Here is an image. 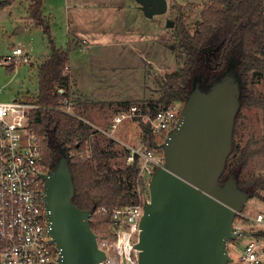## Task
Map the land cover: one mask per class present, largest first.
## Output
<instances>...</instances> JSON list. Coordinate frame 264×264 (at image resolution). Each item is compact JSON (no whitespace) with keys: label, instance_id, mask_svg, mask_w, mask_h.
Returning <instances> with one entry per match:
<instances>
[{"label":"water","instance_id":"1","mask_svg":"<svg viewBox=\"0 0 264 264\" xmlns=\"http://www.w3.org/2000/svg\"><path fill=\"white\" fill-rule=\"evenodd\" d=\"M146 17L164 15L166 0H135ZM173 27V21H167ZM237 90L228 77L208 90L195 88L161 144L163 168L151 176L135 248L138 264H227V243L245 233L233 222L250 199L229 177L219 178L232 150ZM63 151L46 176L45 206L58 264H101L105 252L90 226L91 213L74 205V183Z\"/></svg>","mask_w":264,"mask_h":264},{"label":"trees","instance_id":"2","mask_svg":"<svg viewBox=\"0 0 264 264\" xmlns=\"http://www.w3.org/2000/svg\"><path fill=\"white\" fill-rule=\"evenodd\" d=\"M13 0L0 1V9ZM30 2L29 19L42 28L48 39V54L38 70L37 104L39 108L29 112V126L36 132L43 151L44 163L50 170L54 169L63 151L70 155L68 165L74 183L72 201L79 209L91 213L90 226L95 235L108 229L109 214L93 213L100 207L108 210L117 206L134 204V179L137 166L112 168L103 160L104 151L96 148L91 151V137L97 130L80 117L86 102L77 100L75 117L60 111L65 99L71 97L68 89L70 77L65 74L69 64L68 52L58 49L50 37V25L42 10V0ZM207 5L200 12V22L191 34L185 22L178 18L174 24L175 48L184 57L179 70L167 74L161 84V96L140 105L141 111L153 115L159 108H167L174 103L184 105L195 88L208 90L220 81L231 77L237 90V114L234 120L232 150L227 158L225 168L219 178L222 185L229 177L237 186L255 198L264 192V177L243 182L240 178L249 159L257 153L264 152V145L253 151L248 145L239 148L234 143V135L242 110L254 107L258 100L249 89L251 72L264 77V0H207ZM15 65H7V72H12ZM64 88L58 94L57 89ZM123 108H129V102H120ZM142 141L153 143L154 137L149 128L139 119ZM90 151V152H89ZM89 152V154H88ZM107 155V152H106ZM234 157V163L229 160ZM264 199V197H263Z\"/></svg>","mask_w":264,"mask_h":264},{"label":"rangeland","instance_id":"3","mask_svg":"<svg viewBox=\"0 0 264 264\" xmlns=\"http://www.w3.org/2000/svg\"><path fill=\"white\" fill-rule=\"evenodd\" d=\"M166 1L168 9L164 15H155L150 20L144 19V22H140L131 16L126 21L128 8L124 0H84L85 7H82L80 9L82 12L79 11L78 13L79 17H82L81 26L89 28L96 25L98 29H104L103 32L90 31V37H88L83 34L88 33L84 30L77 32L82 28L70 27L72 26L71 22L76 21L77 13L75 12L76 9L67 10L65 6L67 0H42L43 14L48 18L50 17L52 21L50 37L59 47H67L70 28L73 32H77L76 39L79 41L86 39L87 42L92 43L95 34L98 33V39L101 41L109 42L122 37L125 42H137L138 44L134 49H130L129 54L114 48L110 52L95 50L90 53L89 51H81L74 57V60L72 54L70 56L71 66L73 61L80 77H82L81 88L90 87L96 81L100 83L98 92H96L99 94L100 100L139 98L145 93L144 100L134 101L129 108H123L117 103L114 105H90L89 114H83L86 120L88 119L91 123L106 130L107 133L105 134L101 129H97V134L91 137L90 149L91 151L95 150V147L102 149L105 152L102 156L103 160H106L114 169L128 166L126 157L129 150L114 142L112 138L121 139V137L126 136V139L124 138L125 140L122 141L132 147H138L142 141V130L136 117H122L119 121H115V118L121 117L122 114H131L132 107L141 109V104L160 98L161 84L164 83L166 75L179 70L183 64L184 57L175 48L177 39H175L174 26L167 27V21L175 22L182 17L188 31L192 34L199 25L202 8L208 4L207 0ZM13 3L12 1L6 7H10ZM26 6V2H23L22 5L16 3L11 8L12 14H9V11L0 12V59L10 54L13 47H23V52L27 53L28 51L33 62H39L38 60L42 58L44 53L47 52L48 54L49 43L42 28L29 27L23 33L15 35L16 26L13 21L15 16L30 21ZM6 7L0 10H6ZM45 19L48 21L47 18ZM122 30L124 34H121ZM83 46L82 44V49H84ZM139 54L143 55L142 57H145L146 60L143 59L142 62ZM87 60L93 68L88 73L82 64ZM6 67L0 65V101L8 102L18 99L36 102L38 78L35 68L32 69L28 63H21L15 66L12 72H7ZM249 89L252 96L258 100V104L242 110L236 124L234 143L240 149L248 145L253 151H256L264 145V77L262 74L250 73ZM75 105L73 103V112ZM90 106H86V108L88 109ZM59 110L64 112L65 106ZM74 114L76 115L75 112ZM111 120L112 123H110ZM114 123L112 128L110 125ZM153 143H155V139ZM234 159L231 157L229 161L234 163ZM249 160L246 169L240 176L243 182L264 177V152L257 153ZM260 195L250 198L244 203L241 214L233 222L234 229L247 228L248 221L241 220L244 219L243 216L253 217L258 211L264 209V192H260ZM246 241L247 237L241 236L234 241V244L240 248ZM231 248L232 245L228 243L229 252L233 251ZM230 256L231 258L235 257L232 252Z\"/></svg>","mask_w":264,"mask_h":264},{"label":"built area","instance_id":"4","mask_svg":"<svg viewBox=\"0 0 264 264\" xmlns=\"http://www.w3.org/2000/svg\"><path fill=\"white\" fill-rule=\"evenodd\" d=\"M29 63V56L20 47L0 59V65ZM69 67L65 68L68 75ZM64 88L57 93H64ZM76 99H65V113L77 117L72 109ZM63 106V107H64ZM39 108L30 100L0 101V264H58L59 250L50 235L49 211L45 206L43 176L50 172L44 163L40 140L29 126V112ZM181 105L174 103L159 108L151 115L131 108V114L117 116L136 117L141 120L155 139V143L140 142L129 149L128 166H137L134 179L135 202L108 210L100 207L93 215L109 214L108 229L97 235V245L105 252L101 264H138L139 251L135 248L139 237V224L143 209L149 202L148 187L153 173L164 166L161 144L178 122ZM79 118V117H77ZM113 128L114 125H111ZM241 214V212H240ZM239 214V215H240ZM237 215V216H239ZM247 228L234 229L245 233L247 241L238 248L234 241V258L227 264H264V209L253 217L243 216ZM227 243V244H228Z\"/></svg>","mask_w":264,"mask_h":264},{"label":"crops","instance_id":"5","mask_svg":"<svg viewBox=\"0 0 264 264\" xmlns=\"http://www.w3.org/2000/svg\"><path fill=\"white\" fill-rule=\"evenodd\" d=\"M124 1L126 2V6L128 8L126 21L129 19L130 16L133 19L139 20L140 22H144V19L145 20H147V19L150 20V19L153 18V16L152 17H146L145 14L140 9V6L135 2V0H124ZM13 2H14L13 5H15L16 3L22 5L23 2H26V4H27V6H26L27 13L29 14V11H30V8H29L30 2L29 1H27V0H16V1L13 0ZM120 4H122V3H120ZM13 5H11L10 7H6V10H0V12L9 11V14H12L11 8L13 7ZM65 6L67 7V10L76 9V11H75L77 13V16L75 18L76 21L75 22L72 21L71 22L72 26H70V27H74L75 26V28L76 27L82 28V29L77 30V32L84 30V31H86L88 33H83V32L82 33L84 35H87L88 37H90V35H89L90 31H93V32L94 31L95 32H98V31L103 32L104 31V29H101V28L98 29L96 25H92L89 28L81 26L80 22L82 21L81 20L82 17L81 16L79 17L78 13H79V11H81L80 9L82 7H85L84 0H67ZM42 10H43V8H42ZM44 16H45V18L48 19V25H50L51 22H52L51 18L50 17L48 18L46 15H44ZM13 21H14V24L16 26L15 35L23 33L29 27L30 28H36L37 27V26H35L32 23L31 20L30 21L22 20L21 18H18V16H15L13 18ZM99 27H101V26H99ZM105 28H107V27H105ZM77 32H73L71 30V28H70L69 33H68L67 45H66L67 47L66 48L64 46H60L59 47V46L56 45L58 49H61L63 51L68 52V60H69L68 67H69V77H70V86H69L68 91H69L70 95H72L76 99V101L77 100L78 101L81 100L82 102H86V106H90V105H94V106L98 105V106H100V104H104V105L111 104V105H114L116 103L119 104L120 102H129L132 105V103L134 101H137V100L142 101V100H144V98H145L144 90H143L144 96L139 97V98H131V99L128 98V99H124V100L114 99V100L109 101V100H100L98 98L99 94H96V92H98V87H100V83H98L97 81L93 82L90 87H88V86H86L85 88L84 87L83 88L80 87V84H82V77H80V73L77 71V66L73 63V61H72V66H71V61H70L71 54L73 56V58H72L73 60H74V57L77 56L78 53H81V51H89L90 53L92 51H95V50H97V51H109L110 52V51H112V49L116 48V49H118L120 51H126L129 54L130 49H134L135 47L138 46V44H137V42H130V43L129 42H125V41L122 40L123 39L122 37L120 39H118V40L113 39L115 41H113V40L111 41L110 40L111 42L110 41L109 42L101 41V40L98 39V37H99L98 33L95 34L94 41H91L92 43H89V42L86 41V39H81V41L76 39ZM121 34H124L123 30H122ZM82 44L84 45L83 46L84 49H82ZM20 48L24 49L23 47H20ZM27 53H28L27 55L29 56V63L28 64H30L32 69L35 68V73H36V76H37L39 67L44 62L43 60L47 56V52L44 53L42 58H40L38 60L39 62L31 61L30 53L28 51H27ZM142 56L139 54V58L143 62V59L146 60V58L142 57ZM82 64H83V66H85L87 73H88V71L91 72L93 70V68L89 64L88 60L82 62ZM27 92H28V90H27ZM90 108H91V106L88 109L85 108L83 110V112L85 114H89L88 111H89ZM80 118L83 119L85 122L87 121L88 124H91L94 129H96V130L97 129L98 130L101 129V131L103 133H105V134L107 133L105 129H102L99 126H96L95 124H93L90 121H88V119L86 120L84 117H80ZM110 123H112V120L110 121ZM112 125H115V123L112 124ZM124 138L126 139V136ZM124 138L121 137V139H119V138L115 137V138H112V140L114 142L122 145V146H125L128 150L130 148H133L134 146L132 147L130 145H127V144H125L122 141V140H125Z\"/></svg>","mask_w":264,"mask_h":264},{"label":"flooded vegetation","instance_id":"6","mask_svg":"<svg viewBox=\"0 0 264 264\" xmlns=\"http://www.w3.org/2000/svg\"><path fill=\"white\" fill-rule=\"evenodd\" d=\"M175 23V22H174Z\"/></svg>","mask_w":264,"mask_h":264}]
</instances>
